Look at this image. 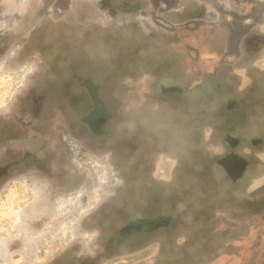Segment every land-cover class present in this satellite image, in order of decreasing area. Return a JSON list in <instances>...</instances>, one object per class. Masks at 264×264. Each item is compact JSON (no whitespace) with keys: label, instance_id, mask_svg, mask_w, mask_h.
Listing matches in <instances>:
<instances>
[{"label":"rangeland","instance_id":"374dc122","mask_svg":"<svg viewBox=\"0 0 264 264\" xmlns=\"http://www.w3.org/2000/svg\"><path fill=\"white\" fill-rule=\"evenodd\" d=\"M77 1L72 0V5ZM151 4L147 2L150 8ZM59 10L54 9V16L60 15ZM146 13L149 18L152 15L159 17L158 9L151 14L144 10L135 15L131 22L133 26L128 28H123L121 23L106 25L108 19L103 15L102 35L97 37L90 30L95 28L88 25L91 22L88 17L85 30L81 29L75 35L70 33L67 56L54 57V64H66V72H42L47 81H51V77L55 83L70 80L67 83H70L72 93L77 96L81 93L85 98L87 113L94 106L91 93L96 92L103 104V114L109 116L103 120L102 137L90 141L94 144L92 150L79 144L73 134L69 137L63 126L58 127L60 136L67 133L64 142L69 151L61 153L55 147L56 161L51 177L38 168L22 173L17 170L0 184V264H45L49 261L46 264H80L103 246H107L108 252L100 255L97 264H154L152 260L159 249L179 245L186 231L194 232L195 236L198 229L207 231L199 221H206L205 211L199 210V217L194 219L192 226L189 225L190 217L197 214L198 208L187 215L186 212L191 210L185 205L190 202L181 203L178 195L183 193V197L189 199L193 193L191 197L197 198V193L209 194L217 184L228 190L230 187L223 171L215 168L209 159L213 160L226 148L223 144L213 146L201 141L199 151L191 154L188 145L181 146L180 138H175L178 107L182 112L195 110L190 100H184L176 95V90L169 89L197 81L201 68L196 47L210 49L213 43L208 47L202 44L206 30L199 33L201 40L198 42L194 36L187 35L188 43L172 40L170 37H174L176 26L156 20L157 29L160 27L166 33L159 31L161 29L154 30ZM184 26L196 27L192 24ZM148 31L151 36L146 33ZM151 54L160 56L152 60ZM48 61L52 62V57L18 60L10 55L0 57V122L14 112L17 98L31 88L36 80L37 66L46 65ZM79 75L83 78H78ZM84 79H87V85L79 86V80L84 82ZM161 85L169 88L163 95L158 93ZM91 87H96L95 91H91ZM39 90L48 91V96H52L50 102H55V106L58 100L63 103L60 89L46 84L40 85ZM195 107L199 109L200 103ZM66 108L69 113L70 108ZM205 108L206 105L200 109ZM201 119L186 121L187 128H194L196 139H201L203 126L214 125L211 119ZM155 122L156 129L162 128L165 133L162 141L158 136L150 135L155 133L151 128ZM88 137L93 138L89 130ZM185 138L184 135V141ZM155 139L158 143L152 142ZM177 158L183 161L177 163ZM202 165L205 166L201 168ZM257 171L264 173V165ZM229 190L231 194L233 188ZM114 194L119 196L113 199ZM236 201L230 198L231 209L237 208ZM220 205L219 202L215 205L219 212L222 210ZM175 206L182 214L178 219L174 214ZM159 215L165 218L173 215L169 217L166 230L159 228L149 232L146 228L143 233L129 232L123 238L128 244L121 247L117 243L121 241L120 230L125 225L144 219L158 220L161 219ZM219 216L235 228L233 220L229 222L223 215ZM174 240L176 244L172 243ZM57 253L60 257L53 260ZM169 260L162 262L170 264Z\"/></svg>","mask_w":264,"mask_h":264},{"label":"flooded vegetation","instance_id":"af4514ba","mask_svg":"<svg viewBox=\"0 0 264 264\" xmlns=\"http://www.w3.org/2000/svg\"><path fill=\"white\" fill-rule=\"evenodd\" d=\"M94 1L92 3L91 0H79L75 5L63 6L62 10L58 11L60 15L56 17L54 6L48 0H0V57L10 55L16 60L22 57H52V62L48 61L46 65L37 66L35 70L37 73L34 76L36 80L32 82L31 88L17 98L14 112L5 116L0 122V184L7 181L17 170L22 173L38 168L40 172H46V175L51 177V169L56 161L55 147L61 153L69 151L64 142L67 133L63 132L60 136L58 127L63 126V131L66 130L69 137L73 134L79 144L90 150L94 146L90 141L94 142L93 140L96 141L97 137H102L104 132L102 123L109 114H103V104L97 98L96 92L91 93L90 100L93 101L94 106L87 113L85 98L81 97V93H78L79 96L72 93L70 83H67L70 80L55 83L52 77L51 81H47L46 77L43 78L41 75L46 71L66 72L64 71L66 64H54V57L67 56L66 47L69 46L67 42H69L70 33L75 35L76 32L79 34L81 29L85 30L88 17L91 19L88 25L96 29L90 28V30L97 37L102 35L100 32L103 28L101 21L103 15L112 21L111 25L118 22L123 28H128L133 26L132 19H135L140 6L143 5V0ZM262 48H264V35L252 31L243 42L238 64L251 61ZM247 67L248 65L246 69H250L246 75L252 87L249 90L251 93H246L244 97L236 91L231 93L230 90L231 95L229 93L225 97L224 104L227 112L224 110L223 115L218 113V117L226 116L231 120V125L227 127L230 132L228 136L230 135L232 138L230 140L234 142L231 146L236 145L241 139L240 132H245L247 118L251 119L264 114V76L260 72V74L256 73L254 67ZM250 71L252 72L249 73ZM230 75L233 82H239L237 75ZM81 77L83 78L79 75L78 78L81 79ZM255 79L258 81L254 82ZM87 83V79H84V82L79 80V86L85 87ZM46 84L50 88L60 89L62 104L58 100L55 106V102H50L52 96H48V91L39 90L40 85L46 86ZM93 88L91 87V91H95L96 87ZM254 94L257 98H254ZM65 106L70 108L69 113ZM16 109L19 111L16 112ZM88 130L94 139L88 137ZM87 142L88 147L85 145ZM227 158L228 163L235 164L236 160L234 161L231 156ZM118 196L114 194L112 197L116 199ZM163 222L164 220L155 219L130 222L121 228V241L117 243L124 247L127 240L123 238L129 232L143 233L146 228L148 231H154L159 223ZM105 251L108 252L107 246H103L97 254L86 258L82 264H97L100 255Z\"/></svg>","mask_w":264,"mask_h":264},{"label":"crops","instance_id":"0c3cea01","mask_svg":"<svg viewBox=\"0 0 264 264\" xmlns=\"http://www.w3.org/2000/svg\"><path fill=\"white\" fill-rule=\"evenodd\" d=\"M48 2H51L54 9L56 8L58 10L60 8L62 9L63 6L68 7V5L72 4V0H48ZM147 2H152L151 8L147 5ZM61 5L62 7H58ZM154 9L159 10L157 14L159 17L156 18L154 15H149V18L146 13V19H150V26H153L154 30L161 29L159 31L166 33L160 27L157 29L155 25L156 20H160L164 23H171L176 26V29L173 30L174 37L170 38L172 40L175 38V40L186 41L187 43L190 41L188 40L189 37H185L186 35L194 36L197 38L196 42H198V40H201L199 33H203L206 30V35H204V33L202 36L204 40L202 44L208 47L213 43L210 49H201L199 45L196 47L198 61H200L199 68H201V74L196 76L197 81H195V83L191 82L184 86L180 85L174 89H169L165 87V85H161L159 86L158 93L163 95L165 90H176V95L182 96L184 100H190V104L195 110L185 109V112H182L181 107H178L180 111L178 118L179 124L175 126V138L176 140L180 138L181 146L188 145L191 154L199 151L198 147L201 141L213 146L223 144L226 148L222 154L215 156L213 160L211 157L209 159H211L215 168L223 171L225 175L224 179L228 181L227 185L230 188L227 190L226 187L224 188L220 186V184H217V188L214 187L209 194L197 193V198H194V200L198 202V198L205 195L207 197L206 200L211 201V206H215L218 202L221 204L220 207L222 210L219 212L218 208L213 212L214 218L221 224L218 226L217 230L213 227V229L211 228L209 231L213 233L216 231L226 233L231 230H236L239 231L238 233H242L241 236L245 233L246 235L249 234V238H252L250 234H254L255 241L253 245H249L246 239L240 246L244 248L255 246V263L264 264V173L257 171L260 165H264V114L246 119L245 132H240L241 139L234 146H231L234 142L230 140L231 136H228L230 132L227 127L231 125L230 118L226 116L221 118L218 117V113L224 114L225 97L228 96L230 90L232 91L231 93L236 91L244 97L246 93H251L249 90L252 87L246 75V72L250 70L246 69L247 65L250 68L254 67L256 73H261V75L264 76V48H262L258 55L254 57V59H251V61L244 64L240 62L241 64H238V60L241 57L243 42L247 40L251 32L257 31L259 34L264 35V0H143V5L140 6L138 13H142L145 10L151 14ZM111 22V20H108L106 25H111ZM136 23L138 24L139 22ZM187 24H192L196 27L187 28L184 26ZM182 27L186 29H182ZM146 33L150 35L149 31ZM191 39H193V37H191ZM220 44L221 46H219ZM155 55H150L151 58H154L152 60L160 56L158 54ZM202 63H204V66H201ZM220 67L222 68L220 69ZM148 72L151 73L150 71ZM251 72L252 71L249 73ZM180 73H183L182 70ZM230 74L237 75L239 77V82H233ZM244 77L247 78V80L243 79ZM256 81L258 80L255 79L254 82ZM233 95L234 94H232V96ZM253 96L257 98L256 94ZM196 103H200V108H203L205 105L206 108L197 109L195 107ZM255 112H258V110H255ZM201 118H205L206 120L211 119L214 125L203 126L201 139H196L193 136L194 128H187L186 121L188 123L191 119L200 121ZM156 126L157 123H153L151 128L154 129L155 133H151L150 135H153V138L158 136L162 141L163 138L161 137H165L163 136L165 133L161 131L162 128L158 127V129H156ZM207 129L210 131H207ZM184 135L185 137L187 136L185 141ZM238 137L239 136H237V138ZM152 142L156 143L157 141L155 139L152 140ZM179 150L183 149L179 148ZM228 156H231L234 161L236 160V165L228 163ZM177 161V163H179L183 160L177 158ZM69 163H71L70 160ZM204 166L205 165H202L201 168ZM177 167L178 166H176V168ZM252 172L253 174H251ZM200 179L205 180L203 177ZM232 188L233 191L230 194L229 189ZM193 195L192 193L189 196L193 197ZM178 196H180L178 200L182 203L185 199L183 193ZM157 198L161 200V198ZM230 198L233 200L237 199L235 203L236 209H231V204H229ZM177 208L178 207L175 206L174 214L178 219L182 214L177 212ZM219 214L223 215L229 222L233 220L235 223L234 225H236L235 228H231L227 222H224ZM164 217L163 215H159L161 219L158 220H163ZM161 224L159 223L156 229L163 228ZM59 257L60 253H57L53 260ZM85 259L86 258H84V260ZM46 263H50V261ZM80 264H82V261Z\"/></svg>","mask_w":264,"mask_h":264},{"label":"trees","instance_id":"16d2710c","mask_svg":"<svg viewBox=\"0 0 264 264\" xmlns=\"http://www.w3.org/2000/svg\"><path fill=\"white\" fill-rule=\"evenodd\" d=\"M203 189L205 191L207 190V188ZM184 190L187 191L186 188H184ZM206 198L205 195L200 196L198 202H196L197 200L189 196V199L185 198L182 202H190V204L185 205V207L191 210L186 212L187 215L192 214L191 212L196 210L195 208H198L197 214L194 213L192 214L194 217H190L191 223H189V225L191 226L194 224V219L199 217V210L205 211L206 221H199H201L200 224L203 226V229L206 228L207 231L205 232L202 229H198L196 232L197 236H195L194 232L186 231V235H183L180 241L182 243L171 246L172 248L165 247L159 249L158 255L154 257V264H163L162 260L167 258L171 259L169 260L170 264H256L255 246L251 248L240 246L246 239L249 245H253L255 241L254 234H250L252 238H249V234L246 235L245 233L241 236L242 233H238L239 231L236 230H231L226 233H221L219 231L213 233L209 231L208 226L212 228L220 225L217 224V220L213 216L216 206H211V201H207ZM203 212L200 213L202 214ZM172 216L173 215H170L169 217ZM169 217L163 218L164 222L161 224V227H163L164 230L167 229V224H169ZM173 218L175 219V216ZM216 228L218 229V227ZM218 240L220 243L217 242ZM172 243L176 244V241L174 240ZM172 243L170 244L173 245ZM169 251L171 252L167 254ZM246 257L249 258V261L246 260Z\"/></svg>","mask_w":264,"mask_h":264},{"label":"built area","instance_id":"2783aa9c","mask_svg":"<svg viewBox=\"0 0 264 264\" xmlns=\"http://www.w3.org/2000/svg\"><path fill=\"white\" fill-rule=\"evenodd\" d=\"M82 163H85L84 161Z\"/></svg>","mask_w":264,"mask_h":264}]
</instances>
